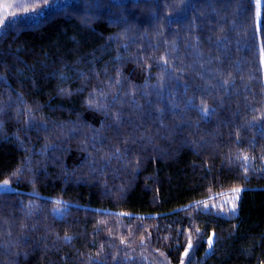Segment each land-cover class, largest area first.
Instances as JSON below:
<instances>
[{"label":"trees","instance_id":"obj_1","mask_svg":"<svg viewBox=\"0 0 264 264\" xmlns=\"http://www.w3.org/2000/svg\"><path fill=\"white\" fill-rule=\"evenodd\" d=\"M0 264H264V0H0Z\"/></svg>","mask_w":264,"mask_h":264},{"label":"snow or ice","instance_id":"obj_2","mask_svg":"<svg viewBox=\"0 0 264 264\" xmlns=\"http://www.w3.org/2000/svg\"><path fill=\"white\" fill-rule=\"evenodd\" d=\"M18 6V5H17ZM10 7H12V5H6V9L7 8H10ZM5 14H7V12H5ZM7 184H8V181L7 180H5L4 182H3V186H7ZM236 191H239L238 189L236 190ZM209 245L211 246V239L209 240ZM191 247V244H189V248ZM185 254H187V253H185Z\"/></svg>","mask_w":264,"mask_h":264}]
</instances>
